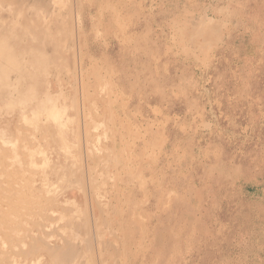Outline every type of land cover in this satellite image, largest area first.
Segmentation results:
<instances>
[{
	"label": "rangeland",
	"instance_id": "rangeland-1",
	"mask_svg": "<svg viewBox=\"0 0 264 264\" xmlns=\"http://www.w3.org/2000/svg\"><path fill=\"white\" fill-rule=\"evenodd\" d=\"M0 264H264V0H0Z\"/></svg>",
	"mask_w": 264,
	"mask_h": 264
},
{
	"label": "bare ground",
	"instance_id": "bare-ground-1",
	"mask_svg": "<svg viewBox=\"0 0 264 264\" xmlns=\"http://www.w3.org/2000/svg\"><path fill=\"white\" fill-rule=\"evenodd\" d=\"M36 166V165H35Z\"/></svg>",
	"mask_w": 264,
	"mask_h": 264
}]
</instances>
